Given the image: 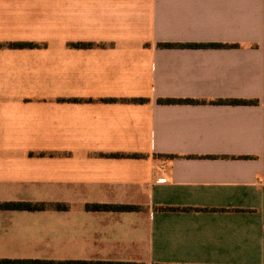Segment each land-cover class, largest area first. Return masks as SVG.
Wrapping results in <instances>:
<instances>
[{
  "label": "crops",
  "instance_id": "crops-1",
  "mask_svg": "<svg viewBox=\"0 0 264 264\" xmlns=\"http://www.w3.org/2000/svg\"><path fill=\"white\" fill-rule=\"evenodd\" d=\"M66 260L264 264V0H0V264Z\"/></svg>",
  "mask_w": 264,
  "mask_h": 264
},
{
  "label": "trees",
  "instance_id": "trees-1",
  "mask_svg": "<svg viewBox=\"0 0 264 264\" xmlns=\"http://www.w3.org/2000/svg\"><path fill=\"white\" fill-rule=\"evenodd\" d=\"M19 44V43H14ZM19 45H32V43H24ZM163 45H170L169 43ZM139 100H143L140 98ZM182 99H174L168 98L163 99L165 102H174V101H181ZM133 156H138L139 154L135 153L132 154ZM7 208L12 209H27V210H40L46 208L48 204L45 202H31V201H11L4 204ZM51 206L55 207L56 209L65 208V204L62 203H55L50 204ZM86 208L89 210H117V211H128V210H137L139 209L138 205L134 204H87ZM37 263H46V264H138L135 262H128V261H110V260H66V261H33Z\"/></svg>",
  "mask_w": 264,
  "mask_h": 264
}]
</instances>
